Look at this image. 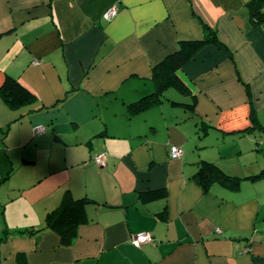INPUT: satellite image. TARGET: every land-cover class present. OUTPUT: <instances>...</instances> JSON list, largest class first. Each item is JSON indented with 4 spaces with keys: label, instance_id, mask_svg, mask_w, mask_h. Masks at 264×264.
<instances>
[{
    "label": "crops",
    "instance_id": "obj_1",
    "mask_svg": "<svg viewBox=\"0 0 264 264\" xmlns=\"http://www.w3.org/2000/svg\"><path fill=\"white\" fill-rule=\"evenodd\" d=\"M249 1L0 0V87L10 76L37 97L11 109L0 94V264H264V179H195L201 161L241 179L264 170V134L241 133L252 113L264 126V24ZM204 25L229 53L204 46L179 71L191 96L172 88L131 115L154 67ZM67 200L79 227L64 246L46 223ZM139 232L153 241L135 247Z\"/></svg>",
    "mask_w": 264,
    "mask_h": 264
},
{
    "label": "trees",
    "instance_id": "obj_2",
    "mask_svg": "<svg viewBox=\"0 0 264 264\" xmlns=\"http://www.w3.org/2000/svg\"><path fill=\"white\" fill-rule=\"evenodd\" d=\"M246 7L254 25L264 24V0H251L246 4ZM203 30L205 33L203 40L179 42L178 49L154 67V92L143 99L129 104L128 110L131 115H137L160 103L165 98V93L172 88L184 95L191 96L192 90L181 78L179 71L204 46L213 44L229 53L228 48L220 41L215 30L205 25ZM0 94L11 109H18L37 101L36 95L31 90L10 76H7L1 85ZM173 104L183 105L176 102H173ZM186 106L190 111H193L195 104H187ZM250 120L251 125L241 133H255L257 129H260L262 134H264V126L260 125L255 114L252 113L250 115ZM197 167L195 179L204 190L209 189L215 183H221L236 191L244 180L258 182L264 179V170L257 175L241 179L227 174L216 164L207 161H201ZM163 197H165L164 190L148 192V194L144 195L147 201ZM78 203L79 201L67 200L58 209L50 212L47 217L46 227L60 236L61 244L64 246L70 245L78 234ZM17 261L18 264H27V259L24 255H19Z\"/></svg>",
    "mask_w": 264,
    "mask_h": 264
},
{
    "label": "built area",
    "instance_id": "obj_3",
    "mask_svg": "<svg viewBox=\"0 0 264 264\" xmlns=\"http://www.w3.org/2000/svg\"><path fill=\"white\" fill-rule=\"evenodd\" d=\"M117 7H112L110 8L108 11H106V13L104 14V18L107 21H111L113 18H115L117 16ZM35 64H39V62H35ZM44 131V128L40 127L37 129V133L40 135L42 134ZM170 156L172 159H180L183 156V150L182 148L178 147V146H172L170 148ZM95 162L98 166L100 167H105L106 163L104 161V155H100L95 159ZM217 232L219 233L220 231L217 230ZM153 236L151 233L149 232H139L135 235H133L132 237V244L139 248L145 244L151 243L153 241Z\"/></svg>",
    "mask_w": 264,
    "mask_h": 264
},
{
    "label": "rangeland",
    "instance_id": "obj_4",
    "mask_svg": "<svg viewBox=\"0 0 264 264\" xmlns=\"http://www.w3.org/2000/svg\"><path fill=\"white\" fill-rule=\"evenodd\" d=\"M174 96H176V98L179 96V94H177V92H176L175 90H174V91L172 90L171 92H168L167 95H166V97H167L168 99H170V100H175V101H176L177 99L174 98ZM181 97H182V96H179V97H178V98H179L178 100H181Z\"/></svg>",
    "mask_w": 264,
    "mask_h": 264
}]
</instances>
